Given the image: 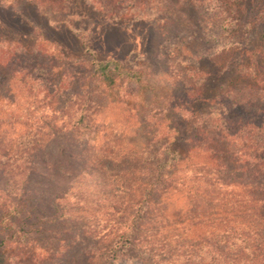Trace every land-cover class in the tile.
I'll use <instances>...</instances> for the list:
<instances>
[{
    "label": "trees",
    "instance_id": "obj_1",
    "mask_svg": "<svg viewBox=\"0 0 264 264\" xmlns=\"http://www.w3.org/2000/svg\"><path fill=\"white\" fill-rule=\"evenodd\" d=\"M30 1L42 8L68 0ZM90 2L113 22L153 10L196 19L222 41L209 59L219 76L244 59L212 91L201 68L177 76L189 119L161 114L140 147L122 150L89 137L102 98L122 104L120 82L142 92L143 66L93 58L75 63L84 73L74 78L60 74L69 61L62 51L0 42L2 243L20 246L54 222L96 247L89 264H264V32L257 48L250 40L264 30V0ZM139 105L126 109L144 127L151 116ZM197 106L204 109L196 114Z\"/></svg>",
    "mask_w": 264,
    "mask_h": 264
},
{
    "label": "rangeland",
    "instance_id": "obj_2",
    "mask_svg": "<svg viewBox=\"0 0 264 264\" xmlns=\"http://www.w3.org/2000/svg\"><path fill=\"white\" fill-rule=\"evenodd\" d=\"M150 14L143 20L113 22L90 0H68L61 7L46 3L42 8L30 0H0V42L26 47L41 44L52 55L62 51L69 61L60 74L74 78L84 73L83 65L75 63H90L93 58L120 62L126 70L143 66L147 75L141 80L142 92H138L139 88L132 81L120 82L115 94L122 104L103 97L94 119L96 131L89 137L100 147L106 144L115 149H132L144 142L145 127L148 130L153 125L157 127L161 114L177 120L191 116V112L178 103L182 87L177 76H182L186 70L201 68L209 74L206 85L212 91L227 83L237 64L244 59L240 56L228 73L219 76L209 63L222 42L216 32L210 38L208 30L195 23L196 19L183 21L174 12H168L165 18L156 10ZM263 32V28H259L250 37L253 48L261 45ZM136 103L142 106L144 114L151 116L144 127L132 119L134 112L130 110ZM203 109L197 106L192 112L197 114ZM178 203L179 199L173 200V204ZM73 231L72 225L50 222L37 226L35 233L25 235L18 246L8 241L2 243L9 235L0 227V264H89V253H95L96 247L85 242L86 237H74ZM120 264L145 263L124 259Z\"/></svg>",
    "mask_w": 264,
    "mask_h": 264
}]
</instances>
